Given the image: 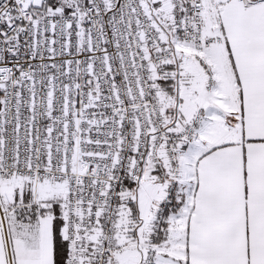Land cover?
<instances>
[{"label": "snow or ice", "instance_id": "1", "mask_svg": "<svg viewBox=\"0 0 264 264\" xmlns=\"http://www.w3.org/2000/svg\"><path fill=\"white\" fill-rule=\"evenodd\" d=\"M0 264H264V0H0Z\"/></svg>", "mask_w": 264, "mask_h": 264}]
</instances>
